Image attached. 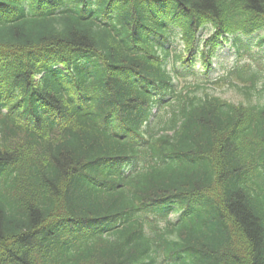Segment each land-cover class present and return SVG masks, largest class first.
Here are the masks:
<instances>
[{
    "label": "trees",
    "instance_id": "1",
    "mask_svg": "<svg viewBox=\"0 0 264 264\" xmlns=\"http://www.w3.org/2000/svg\"><path fill=\"white\" fill-rule=\"evenodd\" d=\"M173 32L210 70L264 0H0V264H264V70Z\"/></svg>",
    "mask_w": 264,
    "mask_h": 264
},
{
    "label": "rangeland",
    "instance_id": "2",
    "mask_svg": "<svg viewBox=\"0 0 264 264\" xmlns=\"http://www.w3.org/2000/svg\"><path fill=\"white\" fill-rule=\"evenodd\" d=\"M211 34V29H204L200 32V38L202 40H206ZM263 34L264 32L255 33L249 36L244 34L239 35L241 40L240 43L243 44V46H250L252 48V50L248 49V51H251V53L254 54V58L251 59L254 68H259L261 70H264V45L259 46L258 42L262 38ZM170 40L171 42L166 44V47L170 49L172 54L170 60L174 59L176 55L180 53L189 56L192 60V63L187 64L184 62H177V67H173L174 71L177 69L174 76L176 75V80L181 87H184V85L189 82H196L197 80H216L226 74L237 64H244L246 63L245 61L249 60L248 54L240 55L238 47L234 45L235 37L231 36L227 43H223L218 47L212 60V68L205 71L201 48L194 50L193 53L185 52V48L181 41V35L178 33L173 32L170 36ZM186 75L188 76L184 77ZM207 84L211 93L221 94L230 99H239L242 97H240L236 91L229 90L227 87H222L213 83ZM172 217L176 218V214H173Z\"/></svg>",
    "mask_w": 264,
    "mask_h": 264
}]
</instances>
